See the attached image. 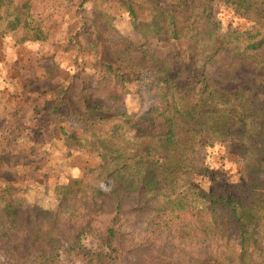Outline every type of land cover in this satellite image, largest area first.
<instances>
[{
    "label": "trees",
    "instance_id": "trees-1",
    "mask_svg": "<svg viewBox=\"0 0 264 264\" xmlns=\"http://www.w3.org/2000/svg\"><path fill=\"white\" fill-rule=\"evenodd\" d=\"M95 1L77 33L62 36L50 16L40 25L23 24L13 41L48 44L63 37L65 52L87 58L112 101L130 96L129 71L150 72L167 85V109L144 118L113 113L87 93L79 74L56 90L53 116L63 112L79 129L60 130L70 155L88 158L118 186L103 195L76 182L69 209L25 223L26 244L12 245L10 231L0 229V264H264V0H167L160 11L140 0ZM220 6L250 28L224 29L216 15ZM4 17L0 6V23ZM119 17L133 27L157 19L158 36L190 45V62L132 44ZM205 34L208 46L200 42ZM43 120L48 125L40 134L54 136L49 125L55 118ZM1 131L0 205L15 212V200H24L17 174L40 168L55 141L29 143L22 133L9 138V130ZM216 142L243 165L228 195L196 183L207 172L194 157Z\"/></svg>",
    "mask_w": 264,
    "mask_h": 264
},
{
    "label": "rangeland",
    "instance_id": "rangeland-1",
    "mask_svg": "<svg viewBox=\"0 0 264 264\" xmlns=\"http://www.w3.org/2000/svg\"><path fill=\"white\" fill-rule=\"evenodd\" d=\"M95 0H0L1 11L5 14L0 23V130H9L6 136L22 133L24 140L30 143L49 142L40 168H29L17 174L23 176L16 182L22 186L24 200L16 199L17 210H7L0 205V229L10 231V243L21 245L28 242L25 223L40 218L49 210L69 209L72 201L68 196L71 187L78 181H84L95 187L101 194L108 195L117 188V184L108 180L97 166L88 158L70 155V149L64 145L60 130L65 127L71 133L79 132L74 121L63 112L53 116L51 106L56 98V90L66 87L74 74H79L87 93L104 106L105 109L120 111L121 116H138L144 118L150 110L164 113L167 109L165 94L167 85L154 74L147 71H129L127 84L131 94L124 101H112L106 98L101 88V75L88 67L87 58H77L65 52L67 43L63 37L54 42L41 44L37 42L16 46L13 41L16 32L26 22L33 25L46 23L52 16L60 25L64 34L77 33L80 20L90 16ZM140 2L160 11L168 6L167 0H140ZM217 18L224 29L231 27L240 31L248 30L250 23L237 17L224 7L216 9ZM118 24L134 45L149 44L153 52L160 57L170 55L190 62L189 44L186 42H169L158 34L161 23L155 19L140 26L133 27L126 17H119ZM201 45L208 46L211 38L208 34L201 37ZM184 65V64H183ZM223 75L226 71L222 70ZM55 118L50 129L57 133L44 131L47 126L43 118ZM56 137L58 139H56ZM56 139V140H55ZM196 167L207 173L197 175L196 183L206 191L228 195L231 184L240 180L243 165L231 157L225 145L216 142L212 147L205 145L194 157ZM19 162L12 168L17 169ZM264 173V162L259 164ZM0 184H4L0 180ZM14 214V224L9 223V216ZM116 264H125L117 261Z\"/></svg>",
    "mask_w": 264,
    "mask_h": 264
}]
</instances>
